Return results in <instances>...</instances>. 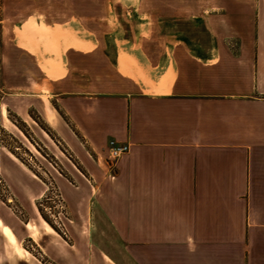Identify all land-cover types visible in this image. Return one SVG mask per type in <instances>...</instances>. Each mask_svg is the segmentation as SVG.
<instances>
[{
    "label": "crops",
    "instance_id": "obj_1",
    "mask_svg": "<svg viewBox=\"0 0 264 264\" xmlns=\"http://www.w3.org/2000/svg\"><path fill=\"white\" fill-rule=\"evenodd\" d=\"M107 2L104 18L130 28L112 46L67 36L52 53V0H0V126L3 106L24 122L36 111L87 174L76 192L56 178L73 196L68 243L36 208L45 183L0 145V176L35 220L0 213L15 253L0 242V258L37 259L27 238L79 264L71 248L91 229L108 264L101 232L134 264H264V0ZM110 140L130 147L113 163Z\"/></svg>",
    "mask_w": 264,
    "mask_h": 264
},
{
    "label": "rangeland",
    "instance_id": "obj_2",
    "mask_svg": "<svg viewBox=\"0 0 264 264\" xmlns=\"http://www.w3.org/2000/svg\"><path fill=\"white\" fill-rule=\"evenodd\" d=\"M76 1L52 0L53 14L49 19L56 22L53 24L55 33L53 34L55 36L53 37V41H51L50 50H52V53L59 51L63 37H75L87 42L86 49L92 47L93 44H98L100 47H109L112 46L109 44L113 42L108 39L107 34L110 31H126L130 29L128 24L116 26L115 24H110L108 22L109 20L104 18L107 12V0H83L82 3L79 1V10H77ZM64 45H77V41L70 38L69 40H65ZM78 60L83 64L82 58L78 57ZM54 62L56 61L54 60ZM56 65L54 63V67H58L57 63ZM57 73L60 72L57 71ZM40 76L38 72V79H40ZM3 111H5L6 115L4 117ZM1 117L3 123L0 126V145L4 146L22 164L26 166L25 163H27L33 169V171L31 170L33 174L45 183L46 189L36 200V208L41 216L42 214L46 216L59 230L58 234L62 238L68 243H72L76 233V224L72 219L73 208L68 198H73V196L69 188L61 180H59V185L57 184L56 178H66L73 191H78L79 183L84 179L83 175L85 174L87 176V174L82 169V165H79L80 162L76 156L75 149L54 128H49L36 111L30 110L31 119H28V122H24L11 111L6 114V109L3 106L1 108ZM12 151H15L17 155ZM16 176L18 177L17 174ZM87 205L89 204L86 202ZM1 212L16 220L18 225H22V222L26 223L32 217L31 212L20 208L16 201L12 200V195L0 176ZM29 221L35 220L31 219ZM2 224L8 225L0 218V242L5 244V248L9 254L15 257V253L9 247L8 241L2 232ZM86 230L87 222L83 221L81 234L85 235ZM93 234L94 231L90 229L88 237L86 236L85 238V245L79 247V249L76 247L71 249L80 255L79 264H108L106 262L107 260H104L105 258L100 255L101 251L99 247L92 245ZM100 236L102 242L106 245L102 250L118 260L120 262L118 264H134L128 258L126 252L115 241L113 234L101 232ZM22 245L25 247L22 246L24 249H28L37 258L34 259L29 255L27 257L28 261H23L24 264H59L47 257L32 240L25 238L22 241ZM69 262L73 264L71 258ZM0 264L17 263L13 262L12 258H0Z\"/></svg>",
    "mask_w": 264,
    "mask_h": 264
},
{
    "label": "built area",
    "instance_id": "obj_3",
    "mask_svg": "<svg viewBox=\"0 0 264 264\" xmlns=\"http://www.w3.org/2000/svg\"><path fill=\"white\" fill-rule=\"evenodd\" d=\"M128 143H116L115 140H110L108 143V160L110 162H115L124 154L129 151Z\"/></svg>",
    "mask_w": 264,
    "mask_h": 264
},
{
    "label": "trees",
    "instance_id": "obj_4",
    "mask_svg": "<svg viewBox=\"0 0 264 264\" xmlns=\"http://www.w3.org/2000/svg\"><path fill=\"white\" fill-rule=\"evenodd\" d=\"M19 126V125H18ZM20 127V126H19ZM15 155H17V153L15 152V151H12ZM26 164V166L30 169V170H32L33 171V169L27 164V163H25ZM42 217L44 218V220H46L47 222H48V224L49 225H51V227L55 230V231H57V232H59V230L50 222V220L46 217V216H44L43 214H42Z\"/></svg>",
    "mask_w": 264,
    "mask_h": 264
},
{
    "label": "bare ground",
    "instance_id": "obj_5",
    "mask_svg": "<svg viewBox=\"0 0 264 264\" xmlns=\"http://www.w3.org/2000/svg\"><path fill=\"white\" fill-rule=\"evenodd\" d=\"M7 234L9 235V238H10L12 241H14V240H15V238H14V236H13V234H12V233L8 232Z\"/></svg>",
    "mask_w": 264,
    "mask_h": 264
}]
</instances>
